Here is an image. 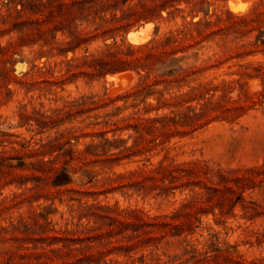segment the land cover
<instances>
[{
    "label": "rangeland",
    "instance_id": "rangeland-1",
    "mask_svg": "<svg viewBox=\"0 0 264 264\" xmlns=\"http://www.w3.org/2000/svg\"><path fill=\"white\" fill-rule=\"evenodd\" d=\"M47 3L0 0V253L61 247L43 231L108 224L93 215L99 211L174 217L198 201L190 225L181 217L178 229L151 235L132 258L114 254L102 264H264V0H211L208 15L193 21L209 23L205 33L191 26L196 39L162 56L142 94L133 71L93 76L82 65L109 48L160 42L182 29L181 17L159 34L151 22L97 33L100 20L80 18L74 26L89 41L60 53L71 38L48 23ZM144 27L152 29L147 39L131 42ZM69 65L78 68L67 74ZM127 76L130 85L115 93L113 79ZM165 115L178 122L172 131L124 154L136 137L127 121ZM194 164L193 176L173 186L142 176Z\"/></svg>",
    "mask_w": 264,
    "mask_h": 264
},
{
    "label": "trees",
    "instance_id": "trees-1",
    "mask_svg": "<svg viewBox=\"0 0 264 264\" xmlns=\"http://www.w3.org/2000/svg\"><path fill=\"white\" fill-rule=\"evenodd\" d=\"M211 0H48L45 6L48 10V23L56 25L55 31L66 32L71 41L60 43L57 48L60 53H66L75 50L82 44L89 41V36L78 31L74 22L83 18L88 20L91 16L102 22L97 28V33L108 34L115 31H128L134 25L140 22H151L155 24L156 34H159L165 23H172L179 17L183 20L182 29L170 31L160 42H150L141 46H127L126 49L117 47L109 48L102 56L86 61L83 67L87 66L93 76H105L108 73L120 71H133L139 76L138 94L144 93L150 88L152 73L156 63L161 61L164 55H175L178 49L183 45H188L196 39L192 35L190 27L194 26L199 36L205 33L209 23L200 20L193 22L198 18L199 13L203 12L208 15L211 6ZM224 1V0H219ZM109 15V18H105ZM189 19V21H188ZM95 34L94 37H96ZM72 65H69L67 74L73 73ZM145 71V76L141 75ZM159 99L160 104L166 100ZM101 101L94 103L97 106ZM84 108L85 104L79 105ZM189 118L184 115L181 119L182 124L189 123ZM127 121V120H124ZM128 127L135 130V144L126 148V153H137L148 150L149 143H152L157 134L168 133L172 131L170 126L178 125L175 117L168 115L156 118H136L133 121H127ZM104 128L111 127L110 122H99ZM117 126L116 123L112 124ZM159 125V126H158ZM148 134L152 137L148 138ZM103 136L105 134H102ZM147 135V136H146ZM109 142V141H107ZM192 166V165H191ZM194 168L187 166H160L151 171H143L144 178L155 180L169 181L171 186L181 178H188L195 173ZM58 177L54 185L61 182ZM67 177V178H66ZM198 201H191L185 204L174 217L150 216L141 210H124L119 213V217H114L112 211H99L94 213L99 220L109 221L103 223L94 229L51 231L44 230L46 240L52 241L51 244L61 243V247L51 248L40 253L39 251H30L27 248H17L0 253L2 264H102L103 259L114 254H125L126 257L132 258L130 254L136 249L146 245V240L152 239L151 235L160 233L166 234L172 229H178L179 225L175 224L181 217H186L181 226L190 225L192 219L187 218L191 211L198 205ZM100 210V209H99ZM40 226L39 221L35 222ZM107 225V226H106ZM107 227V228H106ZM5 231V229H2ZM121 236L122 241L112 242L109 239ZM2 238H0L1 240ZM30 240V239H29ZM44 240V239H42ZM122 264L120 261L110 260V264Z\"/></svg>",
    "mask_w": 264,
    "mask_h": 264
},
{
    "label": "bare ground",
    "instance_id": "bare-ground-1",
    "mask_svg": "<svg viewBox=\"0 0 264 264\" xmlns=\"http://www.w3.org/2000/svg\"><path fill=\"white\" fill-rule=\"evenodd\" d=\"M152 29L150 28H142L140 29L139 31H136V32H131L130 33V36H129V39L131 42L133 43H136L137 44H140L142 42H144L147 37H148V32L151 31ZM122 74V73H121ZM118 76V75H117ZM128 78H122V77H115V79H113V81L115 80L116 84H115V87L113 89V91L116 93L118 91L121 92V90H124L125 88H127L129 85H130V82H132L131 78H129V76H127ZM114 78V77H112Z\"/></svg>",
    "mask_w": 264,
    "mask_h": 264
}]
</instances>
